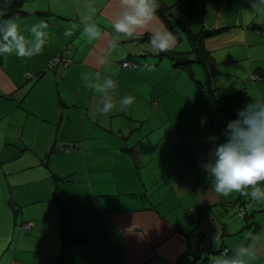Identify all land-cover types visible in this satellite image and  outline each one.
<instances>
[{
    "label": "crops",
    "instance_id": "obj_1",
    "mask_svg": "<svg viewBox=\"0 0 264 264\" xmlns=\"http://www.w3.org/2000/svg\"><path fill=\"white\" fill-rule=\"evenodd\" d=\"M160 1L173 7L174 30L158 14L155 21L176 35L170 50L191 48L178 18L193 33L218 30L204 40L213 80L203 63L153 53L147 32L120 37L111 52L116 0H24L14 16L0 4V24L15 22L26 40L32 25L48 24L39 55H0V264H177L182 255L192 259L182 264H202L264 233V203L217 196L196 159L230 120L217 98H229L235 118L264 95V81L250 77L264 74V29L254 26L264 14L249 0ZM90 7L104 33L95 42L81 23ZM69 45L70 65L47 67ZM124 60L136 66L123 68ZM112 72L117 106L102 115L103 94L90 85ZM126 95L134 102L122 111ZM242 205L245 218L236 216ZM23 221L34 224L24 231Z\"/></svg>",
    "mask_w": 264,
    "mask_h": 264
},
{
    "label": "clouds",
    "instance_id": "obj_2",
    "mask_svg": "<svg viewBox=\"0 0 264 264\" xmlns=\"http://www.w3.org/2000/svg\"><path fill=\"white\" fill-rule=\"evenodd\" d=\"M251 11L264 14V0H249ZM159 0H116L114 18L110 21L114 33L109 43L111 52L119 50V38H135L143 32L149 33V46L153 53L168 52L176 42V35L167 27L155 23ZM94 11L90 7L82 19L83 32L90 42L103 38L104 33L93 19ZM48 24L40 21L32 25V39L26 40L18 31V25L9 21L0 24V55L14 54L19 58L39 55L47 41ZM65 36H72V30L66 29ZM122 55V54H121ZM99 63L109 71L111 60L101 57ZM152 71L150 65H145ZM116 73L106 76L102 83L90 85L97 93H102V103L98 111L102 115L110 114L117 106L113 91L117 81ZM100 73H96L99 79ZM134 102L131 95L119 99L120 110H127ZM201 118V124L206 123ZM221 138H223L222 142ZM212 150L206 161L200 166L211 182L214 194L230 198L239 193L257 203H264V95L249 99L243 107L236 109L234 119L228 120L219 133L207 138ZM264 254V233L249 236L248 241L234 247L229 253H220L211 258V264H257Z\"/></svg>",
    "mask_w": 264,
    "mask_h": 264
},
{
    "label": "trees",
    "instance_id": "obj_3",
    "mask_svg": "<svg viewBox=\"0 0 264 264\" xmlns=\"http://www.w3.org/2000/svg\"><path fill=\"white\" fill-rule=\"evenodd\" d=\"M24 0H7L5 2H0L2 7L5 10L4 15L6 16H14L19 13H21L20 6L23 3ZM173 7L172 6H165L161 3L159 0V8L157 10V14L162 18V20L165 22L166 26L174 30L171 24V21L168 18V15L173 16ZM177 21L181 23L179 26L182 27L188 34L189 42H190V51L189 53H182V52H177L174 50H169L168 52L160 53L159 56H166L169 57L171 60L175 62L176 65H184L188 66L191 62H200L203 63L206 66L208 77L213 80L215 77V69H214V62L211 59L209 52L205 49L204 47V40L206 37L212 35L213 33L217 32L218 30H206L202 29L196 33L191 32L188 28H186V25L184 26L182 18H178ZM255 28L263 30L264 29V20L260 23H257L254 25ZM189 54H193V59H190L188 56ZM210 60V61H209ZM259 76L261 79L264 81V74L260 73ZM211 81V80H210ZM212 89V88H211ZM217 108L219 110H226L228 117L230 119H234V116L229 114L228 106H230L229 98L227 96H221L215 100ZM243 208V214L241 215L242 217H246V209L242 205L239 207ZM238 209V212H239ZM237 212V214H238ZM34 224V222H33ZM31 229V228H30ZM28 231V230H27ZM220 253H229L225 248H221L217 254ZM231 254V253H229ZM212 256H209L205 259H203L202 264H210ZM192 259L189 256L182 255L179 260L177 261V264H182V263H188V261H191Z\"/></svg>",
    "mask_w": 264,
    "mask_h": 264
},
{
    "label": "built area",
    "instance_id": "obj_4",
    "mask_svg": "<svg viewBox=\"0 0 264 264\" xmlns=\"http://www.w3.org/2000/svg\"><path fill=\"white\" fill-rule=\"evenodd\" d=\"M72 49V46H67L62 52L55 54L53 57L50 58V60L47 63V67L52 68V67H57V66H63V67H68L71 63V59L69 58L68 54L69 51ZM121 66L123 68H130L133 66H136L135 63H133L130 60H124L121 63ZM34 76V75H33ZM32 74L28 73V77H33ZM35 77V76H34ZM251 79L253 81H260L262 80L261 77L259 76V74H257L256 72H252V74L250 75ZM209 156V152L207 150H203L201 152H199L196 155V159L199 161H206L207 158ZM243 208L239 209L238 214L242 215L243 214ZM33 226V221H23L20 223L19 228L21 230L27 231L29 230L31 227Z\"/></svg>",
    "mask_w": 264,
    "mask_h": 264
},
{
    "label": "rangeland",
    "instance_id": "obj_5",
    "mask_svg": "<svg viewBox=\"0 0 264 264\" xmlns=\"http://www.w3.org/2000/svg\"><path fill=\"white\" fill-rule=\"evenodd\" d=\"M181 4H182V3H181ZM236 216H237V217H241V218H242V216H239L238 214H236Z\"/></svg>",
    "mask_w": 264,
    "mask_h": 264
}]
</instances>
